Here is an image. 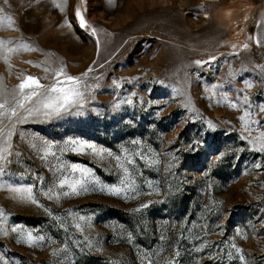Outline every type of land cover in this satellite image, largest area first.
Returning <instances> with one entry per match:
<instances>
[{
    "label": "rangeland",
    "instance_id": "374dc122",
    "mask_svg": "<svg viewBox=\"0 0 264 264\" xmlns=\"http://www.w3.org/2000/svg\"><path fill=\"white\" fill-rule=\"evenodd\" d=\"M0 9V103L45 86L0 117V264H264V0ZM61 70L82 100L46 116Z\"/></svg>",
    "mask_w": 264,
    "mask_h": 264
},
{
    "label": "snow or ice",
    "instance_id": "6c2138e0",
    "mask_svg": "<svg viewBox=\"0 0 264 264\" xmlns=\"http://www.w3.org/2000/svg\"><path fill=\"white\" fill-rule=\"evenodd\" d=\"M7 2V0H5ZM2 10V9H0ZM76 15L79 18L80 26L85 27L86 21L84 20L83 15L81 14L80 10L77 9ZM10 20L11 18L8 17ZM93 32H95V29H93ZM3 41H0V44H2ZM247 47V45H245ZM9 51H12V49H9ZM197 64L202 63L201 61H196ZM91 71V69H89ZM63 74V70L57 73V83L53 84L50 87H47L45 94L43 95L42 99H39L37 103L40 105V108L45 109L44 115L50 116V115H60L61 112H67L70 108V106L74 104H80L82 100V93L77 90L75 87H59V84L64 83V81L59 80V76ZM83 75H87V73H84ZM66 80L68 82H74L79 83L78 77H72L67 76ZM251 85H249L250 87ZM17 88L20 92V98L16 99L15 105L12 107H8L7 101L4 103H0V117H6L7 119L11 120L12 117H16L18 115L17 109L18 108H25V103L32 101L33 97H40L41 92L39 89L45 88L44 85L40 83L39 78L33 77V76H27L25 77L19 85H17ZM25 89H31L30 92L25 94ZM40 108H29L26 109L29 115H31L35 111H39ZM264 111V109H261ZM21 121L24 119L23 117L20 118ZM241 119H244L242 116ZM2 123V121H0ZM0 134H3V129H0ZM8 135H11V131L8 132ZM7 151V148H0V160L5 159L4 153ZM3 169L0 168V172H2ZM30 191V190H29ZM144 207V206H142ZM31 239V237H29ZM237 251H240L237 249ZM241 260L244 259L243 256L240 257Z\"/></svg>",
    "mask_w": 264,
    "mask_h": 264
},
{
    "label": "bare ground",
    "instance_id": "6f19581e",
    "mask_svg": "<svg viewBox=\"0 0 264 264\" xmlns=\"http://www.w3.org/2000/svg\"><path fill=\"white\" fill-rule=\"evenodd\" d=\"M210 1H213V0H210ZM246 3V2H245ZM248 4H250V3H248ZM233 5V4H232ZM236 5H238V4H236ZM246 5V4H245ZM245 5H243V6H245ZM251 5V4H250ZM235 4L233 5V8H235V9H231L232 11H229V10H227V9H225L224 7H220V10H219V13H220V15H218V16H220V18L225 22V23H231V22H233V21H239V19L241 18V17H243L244 16V18H245V13L243 14V12H247V10L249 9V11H250V6L248 5L247 6V8L245 7L244 9H246L245 11L243 10L242 12H241V10L239 11V9H237V6H235ZM252 6V5H251ZM229 7V6H228ZM227 8V7H226ZM231 7H229V9H230ZM239 8V7H238ZM242 8V6H240V9ZM251 9H252V7H251ZM238 10V11H237ZM240 12V13H239ZM248 14V13H247ZM247 17V16H246ZM246 19V18H245ZM244 20V19H243ZM242 19H241V21L242 22H244ZM234 23V22H233Z\"/></svg>",
    "mask_w": 264,
    "mask_h": 264
}]
</instances>
